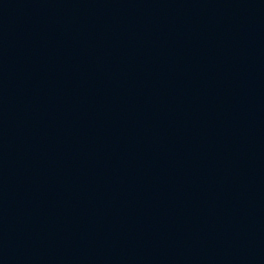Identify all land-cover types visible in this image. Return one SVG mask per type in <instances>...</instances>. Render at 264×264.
Masks as SVG:
<instances>
[{
  "label": "water",
  "instance_id": "95a60500",
  "mask_svg": "<svg viewBox=\"0 0 264 264\" xmlns=\"http://www.w3.org/2000/svg\"><path fill=\"white\" fill-rule=\"evenodd\" d=\"M0 264H264V0H0Z\"/></svg>",
  "mask_w": 264,
  "mask_h": 264
}]
</instances>
